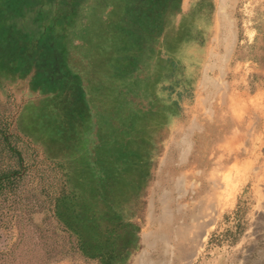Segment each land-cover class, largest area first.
<instances>
[{
  "label": "rangeland",
  "instance_id": "1",
  "mask_svg": "<svg viewBox=\"0 0 264 264\" xmlns=\"http://www.w3.org/2000/svg\"><path fill=\"white\" fill-rule=\"evenodd\" d=\"M50 1L34 4L59 7L61 41L89 48L97 18L84 11L95 0ZM198 1L182 0L184 11ZM207 2L193 30L177 35L174 22L165 36L145 179L120 206L141 230L131 264H264V0ZM40 96L27 79L0 78V264H98L55 217L61 170L19 131L23 107Z\"/></svg>",
  "mask_w": 264,
  "mask_h": 264
},
{
  "label": "trees",
  "instance_id": "2",
  "mask_svg": "<svg viewBox=\"0 0 264 264\" xmlns=\"http://www.w3.org/2000/svg\"><path fill=\"white\" fill-rule=\"evenodd\" d=\"M99 3L105 12L97 13ZM197 4L187 12L182 0H95L84 11L97 18L86 26L96 29L94 43L73 51L82 41H61L59 7L47 11L48 19L34 0H0V78L27 79L31 94H41L23 107L19 131L44 145L61 170L55 217L79 253L98 264H131L142 248L140 227L120 206L145 179L165 36L174 22L179 35L194 29L195 15L207 17V0ZM188 41L193 45L194 37Z\"/></svg>",
  "mask_w": 264,
  "mask_h": 264
},
{
  "label": "flooded vegetation",
  "instance_id": "3",
  "mask_svg": "<svg viewBox=\"0 0 264 264\" xmlns=\"http://www.w3.org/2000/svg\"><path fill=\"white\" fill-rule=\"evenodd\" d=\"M182 9H183V6H182ZM183 10H185V9H183Z\"/></svg>",
  "mask_w": 264,
  "mask_h": 264
}]
</instances>
